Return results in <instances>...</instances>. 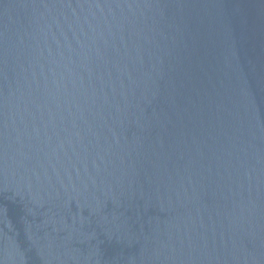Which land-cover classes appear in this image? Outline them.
<instances>
[{"label": "water", "instance_id": "obj_1", "mask_svg": "<svg viewBox=\"0 0 264 264\" xmlns=\"http://www.w3.org/2000/svg\"><path fill=\"white\" fill-rule=\"evenodd\" d=\"M0 264H264V0H0Z\"/></svg>", "mask_w": 264, "mask_h": 264}]
</instances>
